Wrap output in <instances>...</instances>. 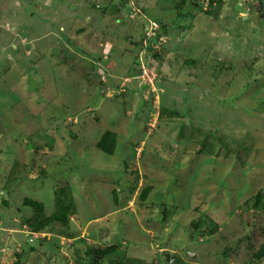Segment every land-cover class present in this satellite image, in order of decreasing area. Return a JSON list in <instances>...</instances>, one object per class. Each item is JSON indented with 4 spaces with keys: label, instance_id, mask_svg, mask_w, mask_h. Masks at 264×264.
<instances>
[{
    "label": "rangeland",
    "instance_id": "rangeland-1",
    "mask_svg": "<svg viewBox=\"0 0 264 264\" xmlns=\"http://www.w3.org/2000/svg\"><path fill=\"white\" fill-rule=\"evenodd\" d=\"M192 1L0 0V264H264V0ZM67 185L69 229L31 233Z\"/></svg>",
    "mask_w": 264,
    "mask_h": 264
},
{
    "label": "trees",
    "instance_id": "trees-1",
    "mask_svg": "<svg viewBox=\"0 0 264 264\" xmlns=\"http://www.w3.org/2000/svg\"><path fill=\"white\" fill-rule=\"evenodd\" d=\"M188 1V2H187ZM192 1V0H191ZM190 0H181L179 6V10L183 8V10L180 11L181 15H185V12L187 11L186 7L187 3L188 5H191L194 9H200V6L198 5V2ZM209 5L212 6L214 2L220 3V0H207ZM185 11V12H184ZM184 13V14H183ZM210 13V11H209ZM138 75L140 73L137 71ZM130 72L127 74L126 77L130 78ZM91 75V74H90ZM137 75V76H138ZM136 76H132L134 79ZM101 85H103V82L101 81ZM119 89V86H117ZM107 87H104L101 89L102 94H104V90H106ZM161 112H165V109ZM117 144V134L112 130L105 131L99 141L97 142L96 146L98 149L102 150L103 152H106L108 154H113L116 148ZM47 172L44 169H40V174L38 173V176L36 178H40L42 176H45ZM151 186L144 187L140 194L139 198L142 201H145L148 197L149 193L151 192ZM131 191H133V188H131ZM114 199H116V190L113 191ZM54 211L50 215H46L44 213V204L42 202L30 199V198H24L23 204L27 208L31 209V214H24L22 215V221L29 227V230L31 233H48V232H63L67 231L69 229V219L71 215L75 213V202L72 196V192L70 189V186H62V187H56L54 192ZM253 200V209L257 212H260L264 210V194L261 191H258L257 194L251 198L250 201ZM194 226L197 228L198 223L194 224ZM251 230V226L249 224L245 225V233L244 237H248ZM45 238V237H44ZM237 241V240H236ZM116 252V245L109 246L105 249H100L96 247H89L86 251L88 256H92L95 253H98L100 255V258L102 256L112 254ZM251 261L250 262H264V241L259 243L256 249L253 250L251 254ZM96 264L99 263V259L96 261ZM168 262V261H167ZM13 264H21L20 262H15Z\"/></svg>",
    "mask_w": 264,
    "mask_h": 264
},
{
    "label": "built area",
    "instance_id": "built-area-1",
    "mask_svg": "<svg viewBox=\"0 0 264 264\" xmlns=\"http://www.w3.org/2000/svg\"><path fill=\"white\" fill-rule=\"evenodd\" d=\"M157 77L158 76L152 70H150L148 68H143V69L140 70V73L136 77V79H137V82L140 83L141 87L150 86L151 88H153L154 83L156 82ZM108 91L109 90L106 89L105 94Z\"/></svg>",
    "mask_w": 264,
    "mask_h": 264
},
{
    "label": "water",
    "instance_id": "water-1",
    "mask_svg": "<svg viewBox=\"0 0 264 264\" xmlns=\"http://www.w3.org/2000/svg\"><path fill=\"white\" fill-rule=\"evenodd\" d=\"M194 255V254H193ZM173 256H171L170 254L167 253L166 258L168 262H171Z\"/></svg>",
    "mask_w": 264,
    "mask_h": 264
},
{
    "label": "clouds",
    "instance_id": "clouds-1",
    "mask_svg": "<svg viewBox=\"0 0 264 264\" xmlns=\"http://www.w3.org/2000/svg\"><path fill=\"white\" fill-rule=\"evenodd\" d=\"M136 77H137V76H136ZM136 77H135V79H136ZM126 78H129V77H126ZM102 81H104V80H102ZM106 89H107V88H106ZM105 92H106V90H104V92H103V93H104V95H105Z\"/></svg>",
    "mask_w": 264,
    "mask_h": 264
},
{
    "label": "flooded vegetation",
    "instance_id": "flooded-vegetation-1",
    "mask_svg": "<svg viewBox=\"0 0 264 264\" xmlns=\"http://www.w3.org/2000/svg\"><path fill=\"white\" fill-rule=\"evenodd\" d=\"M167 255V254H166Z\"/></svg>",
    "mask_w": 264,
    "mask_h": 264
}]
</instances>
